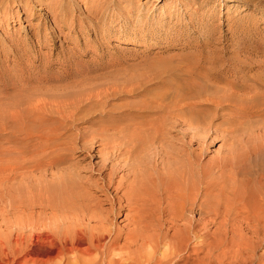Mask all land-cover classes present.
<instances>
[{
	"label": "bare ground",
	"instance_id": "bare-ground-1",
	"mask_svg": "<svg viewBox=\"0 0 264 264\" xmlns=\"http://www.w3.org/2000/svg\"><path fill=\"white\" fill-rule=\"evenodd\" d=\"M28 7L25 5L24 9ZM199 10V7L195 9ZM205 18L201 16L200 20ZM206 32L195 48L198 54L192 52L183 56L182 63L176 67L161 62L148 68V74L143 73L149 76L144 79L147 83L142 80V86L138 85L142 81L137 82L136 88L133 84L130 91L141 100L134 105L135 110L126 112L135 118L131 123H122L124 126L114 121L103 123L96 131L73 132L75 136L66 134L70 138L67 136L64 140L62 133L68 130L65 124L70 127L75 120L76 123L81 120L76 118L78 115L86 114L84 121L95 110L94 101L88 99L89 103L84 101L86 105L76 104L68 113L64 108L66 114L61 116V110L53 113L52 109L49 114L45 106L31 103V98L18 100L19 108H25L0 127V264H180L185 257L180 255L179 247L187 241L185 237L169 238L160 218L159 225L147 222L149 214L156 217L159 213L151 205L159 198L174 199L171 221L186 230L192 229L195 210H199L200 220H204L203 226L208 231L210 212L206 210L209 207L198 204L199 194L207 197L208 193L217 191L232 198L226 196L228 201L218 193L216 197H222V201L217 197V202L224 199L229 203L227 208L249 214L245 217L249 226L264 225V166L257 171L255 161L228 164L221 181L216 179V171L208 174L200 169L201 156L197 152L205 151L207 139L213 143L220 139L222 132L230 133L233 125L238 124L235 119L241 113L243 116L247 109L243 110L241 104L244 93H252V97L260 93L261 96L264 90L262 86V91L256 93L260 90L258 86L253 85L252 89L237 84L236 68L231 73L233 70L224 67L223 62L239 60L241 56L239 58L236 52L228 59L227 53L210 49L213 35ZM242 61L239 62L244 63ZM232 77L234 81L229 80ZM56 113L60 116H54ZM245 114L247 116L248 112ZM97 118V115L88 118L86 123L94 126ZM72 137L83 140L88 152L97 150L102 157L100 183L84 182L76 173L77 167L69 165L68 158L73 151H78L76 142H79ZM195 144L199 148H194ZM65 164L68 168L63 167ZM119 172L125 174L118 181ZM219 181L224 187L219 186ZM180 183L184 191L179 188ZM172 185L175 188L169 191L167 188ZM125 213L129 224L119 227V218ZM165 222L170 223V220ZM208 242H203L204 257L200 264H225L209 260ZM243 260L240 264H264V257Z\"/></svg>",
	"mask_w": 264,
	"mask_h": 264
},
{
	"label": "rangeland",
	"instance_id": "rangeland-1",
	"mask_svg": "<svg viewBox=\"0 0 264 264\" xmlns=\"http://www.w3.org/2000/svg\"><path fill=\"white\" fill-rule=\"evenodd\" d=\"M25 5L29 6L28 10L24 9ZM198 7L200 10L195 11ZM201 16L206 17L204 21L200 20ZM206 31L213 35L210 49L227 53L228 59L236 52L239 58L241 56L239 60L234 59L236 62L230 59L229 63L223 62L225 66L222 63L224 67L233 70L231 73L234 72V67L236 68L237 79L241 82L240 84L238 81L237 84L246 85L247 88H252L253 85L259 88L263 86L264 89V0H0V127L7 119H14L16 114L25 108V106L19 108L17 104L20 98L26 97L31 98L30 102L33 104L45 106L49 114L61 110V116L66 114L64 108L67 111L82 102L86 105L90 99L94 101L90 102L98 105L96 107L93 104L95 110L92 111L100 110L103 115L92 112L93 115L88 114L90 116H86L84 121L82 120L86 114L83 117L78 115L76 118L81 120L77 123L75 120L71 128L65 124L64 128L68 130L63 128L62 132L66 131L64 133L60 131L64 140L69 133L96 131L98 127L113 121L123 126L126 122L131 123L134 116L126 112L133 110L134 105L141 100L138 99L140 97H133L134 94L130 91L133 84L136 85L137 82L140 83L149 77L148 75L145 77L149 73L146 71L148 68H154L161 62L176 67L182 63L183 56L192 52L198 54L199 51L196 52L195 48L206 36ZM229 80L234 81V78ZM144 82L138 85L143 86ZM261 88L256 93L262 91ZM263 93L264 90L261 96L259 93L253 97L252 93L247 95L244 93L242 109L247 108L251 113L249 114L246 109L243 111L244 117L242 113L239 114L240 117L235 119L238 124L233 125L230 133L222 132L223 138L221 136L213 143H209L207 139L203 155L197 152L201 156L199 160L202 171L209 174L214 170L217 176L215 178L220 180L227 172L225 166H229L228 164L241 161L242 164L243 162L248 164L255 161L254 169L257 171L263 169L264 103H260L264 102ZM257 95L260 97L256 98ZM28 112L32 113L30 110ZM56 115L57 113L54 116ZM96 115L98 116L94 121L96 125L86 123L88 118ZM124 122L125 124H122ZM74 133L70 136H75ZM73 140L79 141L76 142L78 151H73L75 154L70 155V160L68 158V162H71L69 165L78 168L74 169L84 182L100 183L102 157L97 150L88 152L83 140ZM193 147L199 148L198 144ZM66 164L63 167L68 168L69 165L67 167ZM221 166H224L223 170ZM124 174L119 172L117 180L119 181V177ZM222 184L225 185L220 182L219 186L222 187ZM170 187L172 188L169 189ZM174 188L172 185L167 189L172 191ZM179 188L184 191L181 183ZM224 189L222 191H227ZM228 190L227 193H230V189ZM218 193L220 196L222 192L208 193L207 197L206 194L205 196L199 194L198 204L208 206L209 209L206 211L212 213L208 214L210 219L208 231L203 226L204 220H200L202 217L199 210H195V224L190 231L183 225H175L176 223L172 222L174 220L171 221L170 211L176 203L174 199L168 201L159 198L156 205L151 204L159 213L156 217L147 213L149 214L147 222H158L159 225L160 218L164 224L162 229L167 231L169 238L176 237L179 240L185 237L187 240L183 241L185 243H182L183 247L182 244L178 246L180 250L182 249L180 255L185 257L180 264H200L204 257V241H209V260L212 261L240 264L243 259L264 257L262 228L264 225L249 226L247 223L249 221L245 218L249 214L227 208L229 203L224 199L221 202L222 197L217 196L221 200L217 202ZM224 194H221L223 198L228 196ZM212 200H215L216 204H213ZM227 200L229 201L228 198ZM224 202L228 204H222ZM126 214L119 218V227H126L129 224L125 220ZM169 220L170 223L165 224V221ZM155 230L156 228L153 230L154 233ZM248 251H251V254Z\"/></svg>",
	"mask_w": 264,
	"mask_h": 264
}]
</instances>
